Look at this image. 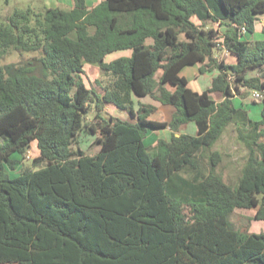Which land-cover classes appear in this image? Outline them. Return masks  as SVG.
Masks as SVG:
<instances>
[{"label":"trees","instance_id":"1","mask_svg":"<svg viewBox=\"0 0 264 264\" xmlns=\"http://www.w3.org/2000/svg\"><path fill=\"white\" fill-rule=\"evenodd\" d=\"M261 15L264 0H75L0 20V264H264V232L249 228L264 220V40L243 39ZM221 45L235 63L214 57ZM122 50L131 55L107 61ZM11 51L38 54L3 63ZM87 63L111 76L102 93ZM196 63L220 69L203 91L181 75ZM240 86L262 93L260 118L235 105ZM145 96L173 105L171 120L150 119ZM106 104L134 120L104 115ZM192 121L196 135H175ZM233 124L248 153L230 180L215 147ZM166 126L169 140L146 144ZM83 132L97 153L82 149ZM33 142L45 165L18 169ZM237 209L255 213L236 228Z\"/></svg>","mask_w":264,"mask_h":264},{"label":"crops","instance_id":"2","mask_svg":"<svg viewBox=\"0 0 264 264\" xmlns=\"http://www.w3.org/2000/svg\"><path fill=\"white\" fill-rule=\"evenodd\" d=\"M99 1L100 0H87V5L89 7H93ZM43 5L48 7V8L52 7V8H60L63 10H71L75 6V0H44ZM214 27L216 29H218L220 31V33H224L227 29L226 25H222V24L217 23V22L214 23ZM243 39L250 41V42L256 41V40H264V15H261L259 20L256 22L255 32H253L251 34V33H247L245 31L243 34ZM109 55L106 58L107 61H111V60L120 58L122 56L131 55V50L116 51L113 53L112 56H109ZM214 57L219 61L224 60L227 63H235L237 61V57L234 54L230 53L224 45H221L220 47L215 49ZM202 64L203 63H196V64L187 65L181 70V75L185 76L189 80L190 87H192L194 90H198V91H203L206 88L211 87L213 79L216 76H218L220 73V69L218 68V65H216V64L213 65V67H211L212 69L207 70L206 72L202 73L200 70ZM97 67L98 66H95V68H97ZM257 72L251 71L248 73V76L257 75L258 74ZM203 76H204V78L202 79ZM99 92L100 93L103 92L102 86H101V90ZM240 92L241 93L237 92L235 94V96L233 97L235 105L238 108L246 110L249 113L250 117H252L254 119L260 118L261 113L259 114V111L262 112L263 105L261 104V106H259L256 103H258V102L260 103L262 101L253 99L252 91L248 88L240 86ZM213 93H216L218 96V97H213L217 102H220L225 98L220 92L216 91ZM211 96H212V93H211ZM140 100L143 103H152V104L157 106V110L150 116V119H152V120L169 121V120H171L173 113L175 112V107L173 105L163 104L162 102L153 99L151 96L142 97V98H140ZM105 106L106 107H104V111L106 110V111L110 112L111 113L110 115L117 116V115H121V113H122L118 109V107H116L114 105L106 104ZM109 106L112 108V110H110V111H109V108H110ZM117 117H119V116H117ZM196 131H198L197 126H194L192 123H190V124L188 123L185 128L176 132L175 135L179 136L181 133L195 134ZM152 132H153V134H151ZM173 132L174 131L169 126L159 128V129H152L151 132H149L147 137L145 138V142L147 145L149 144L148 142H150V144H152L155 147L157 145L159 138L169 140L172 137ZM151 140H152V142H151ZM153 142H154V144H153ZM99 150H100V145H99ZM239 170H240V168L238 167V169H237L238 173H239ZM225 177H226V175H225ZM248 212L249 213H247V214L245 213L246 216L251 217L252 215H254L255 209H252L251 211H248ZM249 228H250V231H252V232L261 233V232H264V223H260L259 228L255 227V226H251V223H250Z\"/></svg>","mask_w":264,"mask_h":264},{"label":"rangeland","instance_id":"3","mask_svg":"<svg viewBox=\"0 0 264 264\" xmlns=\"http://www.w3.org/2000/svg\"><path fill=\"white\" fill-rule=\"evenodd\" d=\"M43 3H44V0H10L8 3L6 2V0H0V20L6 18L7 14L15 8L25 9L28 7H32V8L38 9V8L44 7ZM212 25L214 27V23H212L210 25V27ZM36 54H38V53L32 54V53H25V52L21 53L18 51H11L2 60V62L3 63H8L11 61L22 62V61L28 60L29 58H31L32 56H34ZM112 55H113V53L110 54L109 56H112ZM95 66H97V65H95ZM95 66H94V64L87 63L85 65L84 77H85V81L89 87H91L97 91H100L102 83H105V82L107 83L110 80L111 76L103 74V72H101L100 67L98 66L97 68H95ZM255 71L257 72L258 70H255ZM203 78H204V76L202 77V79ZM212 97H218V96L216 93H212ZM256 104L261 106L262 103H256ZM118 109L123 114L121 113L122 116L121 115H117V116H119L123 119L134 120V117L129 112L122 110L120 108H118ZM110 110H112L111 107L109 108V111ZM94 113H95V110L92 109L90 114H89V117L87 119L92 120ZM260 113H261V111H259V114ZM110 114H111L110 112H108L106 110L104 111V115L109 116ZM190 123H192L194 126H196L195 122L192 121ZM149 132H151V130ZM196 133H197V131H196ZM196 133L193 135H196ZM151 134H153V132ZM151 142H152V140H151ZM148 143H149L148 144L149 146L154 148V146L152 144H150V142H148ZM153 144H154V142H153ZM80 145H81L82 149L89 154H95L99 151V144L96 143V134L95 133L83 132L82 136L80 138ZM215 149H219L220 151L226 153L225 154L226 159H224V163H222L223 168L221 169V166H220L219 170L220 171L223 170V174L226 175V178H229L230 180L231 179L235 180L236 175L238 173L237 169H238V167L240 168L243 165V163L246 159L247 153H248L247 146L242 141H239V139H238V133H236L235 124L229 126L227 132L221 137V139L216 144ZM38 154H39L38 145L36 142H33L31 148L23 156L22 163L20 164V167L18 169H20L22 167L30 168V169H38V168H41L42 166H44L45 163H35L34 162V159H35V157L38 156ZM233 162H234V164L231 165V163H233ZM18 169H17V171H18ZM251 210L252 209H246V210L245 209H237V210H235V212L231 216V220L234 223L236 228L241 227V226L243 227V225L248 224L249 217L246 216V214L249 213L248 211H251ZM260 223H264V220L253 219L251 221V226H255V227L259 228Z\"/></svg>","mask_w":264,"mask_h":264},{"label":"built area","instance_id":"4","mask_svg":"<svg viewBox=\"0 0 264 264\" xmlns=\"http://www.w3.org/2000/svg\"><path fill=\"white\" fill-rule=\"evenodd\" d=\"M243 31H245V27L242 28ZM264 69V65L262 66ZM228 79L230 82L234 83L236 82V75L232 72L229 73ZM252 97L255 100H261L263 98L262 93L259 90H252Z\"/></svg>","mask_w":264,"mask_h":264},{"label":"clouds","instance_id":"5","mask_svg":"<svg viewBox=\"0 0 264 264\" xmlns=\"http://www.w3.org/2000/svg\"><path fill=\"white\" fill-rule=\"evenodd\" d=\"M259 70V69H258ZM246 88V87H245ZM252 91V90H251ZM260 101H262V100H260Z\"/></svg>","mask_w":264,"mask_h":264}]
</instances>
